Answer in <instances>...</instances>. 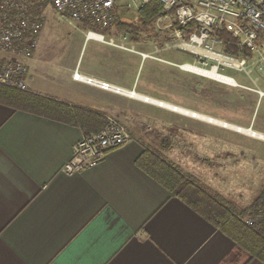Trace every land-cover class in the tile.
<instances>
[{"label": "crops", "instance_id": "obj_1", "mask_svg": "<svg viewBox=\"0 0 264 264\" xmlns=\"http://www.w3.org/2000/svg\"><path fill=\"white\" fill-rule=\"evenodd\" d=\"M86 33L85 43L138 53ZM61 67L55 74L33 57L28 89L107 118L156 105L74 79L78 70L155 98L137 90V74L118 55H92L86 63L79 55ZM38 71L45 82L36 79ZM241 89L253 109L243 123H233L264 134V109L255 107L264 96ZM85 135L79 126L0 103V264H262L138 165L149 147L139 138L110 150L95 166L67 173L64 166ZM244 135L242 141H252L253 159L260 157L261 144H254L264 140ZM224 199L240 211L254 202L239 209Z\"/></svg>", "mask_w": 264, "mask_h": 264}, {"label": "rangeland", "instance_id": "obj_2", "mask_svg": "<svg viewBox=\"0 0 264 264\" xmlns=\"http://www.w3.org/2000/svg\"><path fill=\"white\" fill-rule=\"evenodd\" d=\"M141 6L127 0L120 11L128 9L130 16ZM40 16L43 28L33 57L42 69L47 66L50 72L62 74L61 64L72 63L79 55L81 60L84 58V63L92 55H118L130 62L133 72L137 74V90L147 91L155 98L230 123H243L250 116L252 104L239 95L241 87L179 66L195 62L196 54L176 45L181 39L174 36L175 28L172 29L170 24L175 19L171 14L158 19L152 29L141 35L139 41L132 40L126 32L110 30L117 43L124 41L128 46H135L137 50L153 56L146 58L95 40L85 43L87 29L84 24H68L50 3L42 8ZM102 32L107 40L111 38L107 30L103 29ZM214 50L224 53L221 44L216 45ZM199 56L215 63L209 53L201 52ZM222 73L241 84L258 85L264 89V74L255 68L250 76L244 71L229 68L222 70ZM36 79L45 82L47 77L38 71ZM255 79H258L257 84ZM151 106L148 110L133 111L128 117L115 115L109 118L122 122L134 137L161 152L168 162L190 174L212 194L235 201L239 209L264 193V143L254 144H261V156L253 159L252 141L243 142L240 137L246 133L158 105ZM255 107L257 112L259 108L262 112L264 101Z\"/></svg>", "mask_w": 264, "mask_h": 264}, {"label": "built area", "instance_id": "obj_3", "mask_svg": "<svg viewBox=\"0 0 264 264\" xmlns=\"http://www.w3.org/2000/svg\"><path fill=\"white\" fill-rule=\"evenodd\" d=\"M127 0H0V84L20 90H28L26 78L29 64L38 46L39 34L43 28V19L38 10L50 3L63 16L65 21L76 26L83 23L88 26L87 38H96L120 48L138 52L143 58L151 54L139 52L135 46L124 41L117 43L114 38L106 39L99 29H108L119 19L120 7ZM143 5L152 0H131ZM164 6L168 17L176 7L174 19L179 26L185 27L195 22L194 30L187 36L175 28L174 36L180 38L176 45L196 54L192 64L199 69L211 72L207 75L192 70L205 77L224 82L215 77L228 76L225 69H235L251 75L253 68L264 74V0H157ZM174 23V21H173ZM173 23L170 26H173ZM229 31L239 40L242 52L250 55L234 56L214 50L221 44L220 32ZM126 39V36L125 38ZM192 47V48H191ZM201 52H209L215 63L202 59ZM185 64L181 68L189 70ZM191 71V70H189ZM74 79L101 89L126 94L136 98L133 90H126L105 80L84 75L76 70ZM230 77V76H228ZM233 78V77H231ZM234 79V78H233ZM258 79L254 82L257 84ZM226 83V82H225ZM234 86L256 91L260 97L264 90L259 86L250 87L236 81ZM255 137L264 140V134L255 133ZM134 139L132 132L119 120L109 118L104 128L97 133L83 136L74 146L73 156L64 166V170L73 174L84 168L101 162L107 153ZM256 227L264 224V199L256 213H250L242 219Z\"/></svg>", "mask_w": 264, "mask_h": 264}, {"label": "trees", "instance_id": "obj_4", "mask_svg": "<svg viewBox=\"0 0 264 264\" xmlns=\"http://www.w3.org/2000/svg\"><path fill=\"white\" fill-rule=\"evenodd\" d=\"M177 7L170 12L172 16ZM120 12L121 17L119 16L112 27L105 30L114 29L117 33L126 32L135 41H139L144 32L152 29L158 19L167 15L163 4L157 0L143 4L137 12L130 16L127 14L128 9H122ZM171 28L181 29L182 35L187 37L194 30L195 22L182 27L174 20ZM102 30L98 31L102 32ZM219 37L224 53L234 56L250 55L248 51L242 52L239 40L229 31L220 32ZM0 103L9 105L15 110L31 112L79 126L86 135L100 132L108 122V118L99 112L71 106L29 89L20 90L3 84H0ZM138 165L164 186L171 197L180 198L232 238L251 258H257L264 264V224L256 227L242 220L250 213L258 211L264 199V193L256 198L248 208L240 211L224 198L212 194L192 176L184 174L180 168L168 162L162 153L155 149L146 148L138 158Z\"/></svg>", "mask_w": 264, "mask_h": 264}, {"label": "bare ground", "instance_id": "obj_5", "mask_svg": "<svg viewBox=\"0 0 264 264\" xmlns=\"http://www.w3.org/2000/svg\"><path fill=\"white\" fill-rule=\"evenodd\" d=\"M207 53H209V52H207ZM209 55L215 57V55L212 54V53H209ZM185 67L188 68L191 71L195 70V71L207 74V75H213V73H211V72H206L205 70L199 69L198 66L195 67L192 63H186ZM214 76L219 78V79H221L222 81L230 84V85H235L236 84V80L231 78V77H228V76H225V75L224 76L223 75L222 76H218L216 74ZM134 96L136 98L144 100L145 102L153 103V104H156V105H158L160 107L171 109L173 111H177V112H180V113L185 114V115H190L192 117L201 118L203 120H206V121H209V122H212V123H216V124L222 125L224 127L232 128V129H235L237 131H241V132L248 133V134H251V135L257 133L255 131H252L251 128L249 129V128H245V127H242V126H238V125L229 123L227 121L219 120V119L214 118L212 116H208L206 114L198 113V112H196L194 110H190L188 108H184V107H181V106H177L175 104L168 103V102H166L164 100H159V99H155V98H152V97H149V96H146V95H142V94H140L138 92H135Z\"/></svg>", "mask_w": 264, "mask_h": 264}]
</instances>
